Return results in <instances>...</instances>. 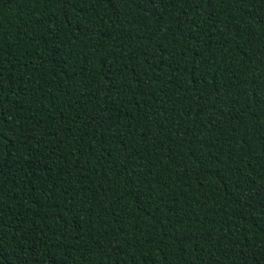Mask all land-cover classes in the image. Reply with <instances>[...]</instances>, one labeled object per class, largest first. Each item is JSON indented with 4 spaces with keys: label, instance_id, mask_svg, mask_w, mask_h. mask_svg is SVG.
<instances>
[{
    "label": "trees",
    "instance_id": "obj_1",
    "mask_svg": "<svg viewBox=\"0 0 264 264\" xmlns=\"http://www.w3.org/2000/svg\"><path fill=\"white\" fill-rule=\"evenodd\" d=\"M0 264H264V0H0Z\"/></svg>",
    "mask_w": 264,
    "mask_h": 264
}]
</instances>
